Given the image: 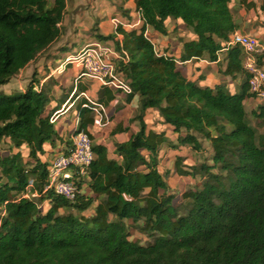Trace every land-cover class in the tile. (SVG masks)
Returning <instances> with one entry per match:
<instances>
[{"label": "trees", "instance_id": "16d2710c", "mask_svg": "<svg viewBox=\"0 0 264 264\" xmlns=\"http://www.w3.org/2000/svg\"><path fill=\"white\" fill-rule=\"evenodd\" d=\"M133 1L141 25H117L121 40L115 34L98 38L113 41L117 55L111 61L130 80L126 101L138 96V113L131 121L139 126L126 141L113 143L114 156L106 145L92 143L95 157L83 185L93 195L83 192L70 201L44 191L47 155L60 138L49 95L35 89L33 79L23 90L1 89L59 36L66 0H0V142L8 138L18 148L0 154V264H264V134L247 120L243 101L255 95L242 69V50L238 45L226 49L220 70L245 76L237 92L225 83L203 85V76L190 79L178 66L191 58L217 60L231 33L242 32L232 6L264 14V0L259 5L252 0ZM169 20L190 32L178 38L179 58L147 34L150 28L168 35ZM260 26L257 36L264 42V23ZM260 58L264 65V53ZM115 92L120 91L102 85L98 100L108 103ZM148 108L177 133L176 144L165 130L148 128L143 118ZM258 108L264 120V105ZM76 109L73 131L89 133L92 108L78 103ZM128 130L118 123L112 134ZM197 134L211 145V164L183 170L182 157L175 158L179 175H200L202 181L182 191V201L174 204L158 168L159 151L164 144L199 151ZM30 179L37 196L27 198L23 192ZM43 200L48 202L44 210ZM95 201L94 214L82 215ZM126 221L139 222L153 241L131 240Z\"/></svg>", "mask_w": 264, "mask_h": 264}, {"label": "crops", "instance_id": "0c3cea01", "mask_svg": "<svg viewBox=\"0 0 264 264\" xmlns=\"http://www.w3.org/2000/svg\"><path fill=\"white\" fill-rule=\"evenodd\" d=\"M252 1L259 5L263 0ZM248 12L250 14L251 11H246L241 6L239 14L235 18L244 17ZM255 14H260L261 18H264V14L259 10ZM138 17L133 0H66L65 11L58 24L59 36L35 60L20 70L19 73H28L29 69H33L31 70L32 74L29 73V75H32L31 79L34 80V88L44 90L50 98L49 108H56L52 113V120L60 138L56 141L54 147L51 148L53 152L52 154L49 153L47 158H52L57 153L64 151L69 145L66 142L70 141L72 131L77 126L78 115L76 106L78 103H83L84 106L87 105L93 110L94 122L88 126L92 143L106 145L111 156H114L113 143L126 141L130 134L138 129V121H131V118L136 115L133 116L132 114L138 113V96L126 101V94L115 92L112 100L108 103L106 101L102 102L98 100V91L102 88L101 83L88 76L80 75L81 67L78 62L66 63L68 56L83 47L93 44L107 47L116 55L113 41L99 39L98 35L115 34V39L121 40L122 35L116 33L117 25L121 24L127 29L137 28L141 25V20ZM250 17L251 15L244 18L249 20ZM169 22L168 35L158 34L150 28L147 30V34L154 38V42L158 40L161 49L168 48V53L171 52L176 58H179L182 45L178 38L184 36L181 32L186 28L179 21L169 20ZM262 22L260 24H263ZM175 23L177 24L175 25ZM260 24L259 28L256 29L258 34H260ZM175 27L176 30H174ZM239 29L243 30L245 27L243 26ZM226 53V49H221L217 54V60L210 61L207 57L191 58L187 61H179L178 66L190 79H196L199 75L203 76L201 81L203 85L212 87L217 83H225L231 92H237L245 76L236 74L232 77L220 72V70L223 71L225 68ZM62 63L65 64L60 67ZM35 77L38 78L35 79ZM9 83L3 86H7ZM3 86H1V89ZM20 88V90L24 89ZM74 92H76L75 96H73ZM257 102L262 104L259 99L253 97L245 98L243 101L245 110L247 104H249L250 111H254ZM143 118L147 122L148 128L154 131L165 130L167 139L176 144L177 133L173 132L170 125L162 123L155 109H146ZM118 123H121L123 127H129V130L112 134V130ZM6 142L11 149L8 153L18 151V148L13 147L8 138H3L0 144H7ZM186 147L189 146L169 147L164 144L159 151V160L161 161L163 157L161 155L163 150L168 155L176 158L177 156H183L182 150ZM83 192L93 195L87 187H84ZM97 203L95 201L92 206L81 212V214L86 217L92 216ZM47 205V200H43L41 208L44 210ZM63 210L65 209H59V212L64 213ZM72 210L74 209H69L68 211Z\"/></svg>", "mask_w": 264, "mask_h": 264}, {"label": "built area", "instance_id": "2783aa9c", "mask_svg": "<svg viewBox=\"0 0 264 264\" xmlns=\"http://www.w3.org/2000/svg\"><path fill=\"white\" fill-rule=\"evenodd\" d=\"M238 45L242 50V69L248 76L249 90L257 99L264 100V65L261 56L264 53V42L257 35L246 34L235 30L231 33L225 48ZM222 49V50H223ZM107 47L93 44L77 50L66 58V63L78 62L82 74L120 92L130 93L129 79L116 72L111 59L116 56ZM263 60V59H262ZM65 63L60 65L64 66ZM95 154L92 150V140L87 131H73L70 144L50 159H47L48 180L44 191L54 193L73 201L83 193L85 181H89L88 168ZM33 180L30 179L23 196H37L31 191Z\"/></svg>", "mask_w": 264, "mask_h": 264}, {"label": "rangeland", "instance_id": "374dc122", "mask_svg": "<svg viewBox=\"0 0 264 264\" xmlns=\"http://www.w3.org/2000/svg\"><path fill=\"white\" fill-rule=\"evenodd\" d=\"M239 6L234 4L232 6V12L233 15L236 17L239 14ZM251 15L249 20H246L244 17H248ZM243 16H239L241 19V26L240 27H245V29H241L242 32L246 34H252V35H258L256 29L259 28V24L261 21H263L264 18H261L260 14H256L255 12H249L246 13ZM262 19V20H261ZM173 23V22H172ZM264 23V21H263ZM261 25V24H260ZM255 30V31H253ZM184 37H187L189 35V30L186 28L184 31L181 32ZM156 45L158 44V40L155 41ZM33 69H29V72H23L19 73L16 77H14L10 83L7 86H3V91L5 92H16L19 91L22 88H25L26 85L29 83L32 75H29V73L32 74ZM38 77H35L37 79ZM253 98L257 99L256 96H253ZM262 105H264V100H260ZM261 105L260 103L257 102L256 107L254 108V112L250 111V106L247 104L246 106V111H247V120L251 124L252 127L256 130L257 134H264V120L262 117L258 116V111L259 108L258 106ZM137 114L136 112L132 114L133 116ZM197 137L201 143V149L199 151H193L189 147H186L183 152V157L182 158V169L183 170H190L191 167L190 165H198L200 163H206V164H211V156H212V150H211V145L210 143L202 136L197 134ZM7 143V142H6ZM9 144L1 143L0 144V154L4 155L11 150L8 146ZM166 150V147H165ZM52 154V153H50ZM161 155H163L161 161L159 162V171L163 174L167 184H168V192L173 193L175 198H174V204H177L182 201L180 198L181 192L184 190H187L192 187H198L200 185V182L202 181V178L200 175L195 176V178H192V176H180L176 170H175V165H174V159L175 156L168 155L167 152H161ZM51 157V156H50ZM50 159V158H48ZM219 171V170H215ZM3 180V178H0V183ZM39 202V200H37ZM186 203L184 202L181 206V211L180 213H183L185 210ZM1 211V210H0ZM68 210H63V212H67ZM73 213L78 214L76 210H72ZM128 228H129V233H130V239L138 242L142 245L149 244L153 241L154 236H149L147 233L143 232L141 229V224L139 222H131V221H126Z\"/></svg>", "mask_w": 264, "mask_h": 264}]
</instances>
